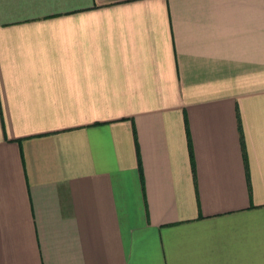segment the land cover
I'll return each instance as SVG.
<instances>
[{
    "label": "crops",
    "instance_id": "1",
    "mask_svg": "<svg viewBox=\"0 0 264 264\" xmlns=\"http://www.w3.org/2000/svg\"><path fill=\"white\" fill-rule=\"evenodd\" d=\"M0 264H264V0H0Z\"/></svg>",
    "mask_w": 264,
    "mask_h": 264
}]
</instances>
